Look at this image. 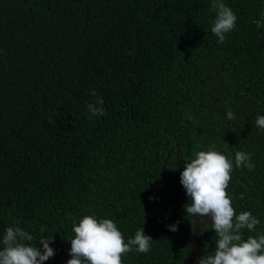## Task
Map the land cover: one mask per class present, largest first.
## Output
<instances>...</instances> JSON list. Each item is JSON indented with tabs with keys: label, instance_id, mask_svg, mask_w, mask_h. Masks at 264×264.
<instances>
[{
	"label": "trees",
	"instance_id": "16d2710c",
	"mask_svg": "<svg viewBox=\"0 0 264 264\" xmlns=\"http://www.w3.org/2000/svg\"><path fill=\"white\" fill-rule=\"evenodd\" d=\"M223 2L237 21L218 43L214 0H0V241L53 236L45 264H67L73 223L95 215L152 238L123 264H197L217 237L184 211L180 174L212 145L251 154L227 192L260 221L244 237L264 234V0Z\"/></svg>",
	"mask_w": 264,
	"mask_h": 264
},
{
	"label": "clouds",
	"instance_id": "9594fccd",
	"mask_svg": "<svg viewBox=\"0 0 264 264\" xmlns=\"http://www.w3.org/2000/svg\"><path fill=\"white\" fill-rule=\"evenodd\" d=\"M210 11L215 12L211 32L218 43H223L226 34L236 27L237 16L223 0H214ZM87 108L92 116L105 114L102 99L88 104ZM234 118V113L229 111L227 119ZM255 123L264 129V116H257ZM223 144L225 149L229 148L227 143ZM234 166L251 170L254 167L251 154L238 151L233 162L212 145L207 150L194 152L180 174V184L191 201L184 206V211L188 215L210 218L217 237L214 253L202 255L197 264H264V234L247 238L243 235L245 229L254 231L260 221L249 211L237 214L227 192ZM177 227L172 225L169 230L175 232ZM72 231L74 236L69 239L71 259L67 264H123L125 254L133 250L147 254L153 242L145 235L144 227L125 241L112 219H98L95 215H83L78 223H73ZM32 240L33 236L20 227H7L0 241L3 245L0 264H45L55 256L50 247L53 236L41 239L39 247L33 246Z\"/></svg>",
	"mask_w": 264,
	"mask_h": 264
},
{
	"label": "water",
	"instance_id": "95a60500",
	"mask_svg": "<svg viewBox=\"0 0 264 264\" xmlns=\"http://www.w3.org/2000/svg\"><path fill=\"white\" fill-rule=\"evenodd\" d=\"M194 239L196 240V243H198L197 236H195ZM198 249H199L198 245L193 249V256L191 257V261L193 260L194 256L197 255Z\"/></svg>",
	"mask_w": 264,
	"mask_h": 264
}]
</instances>
